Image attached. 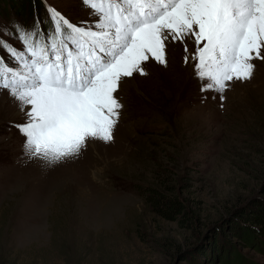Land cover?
<instances>
[{
    "label": "rangeland",
    "instance_id": "obj_1",
    "mask_svg": "<svg viewBox=\"0 0 264 264\" xmlns=\"http://www.w3.org/2000/svg\"><path fill=\"white\" fill-rule=\"evenodd\" d=\"M32 5L47 29L44 8L78 26L97 19L81 0H0V37L17 49L5 32ZM0 58L16 66L3 48ZM194 62L177 80L157 84L154 63L133 74L135 87L122 78L113 140L90 139L54 164L26 151L17 125L27 109L0 89V264H264V225L234 217L264 212V60L253 61L251 79L231 81L223 100L201 90ZM141 186L176 197L186 221L153 209Z\"/></svg>",
    "mask_w": 264,
    "mask_h": 264
},
{
    "label": "snow or ice",
    "instance_id": "obj_2",
    "mask_svg": "<svg viewBox=\"0 0 264 264\" xmlns=\"http://www.w3.org/2000/svg\"><path fill=\"white\" fill-rule=\"evenodd\" d=\"M97 19L71 23L49 7L52 28L6 31L23 45L0 37V89L21 104L27 121L17 125L26 151L49 164L77 157L88 140H113L122 103L119 83L147 75L150 58L166 64V42L185 44L184 61H195L202 91L223 93L233 80L251 79L264 60V0H83ZM196 49L189 55L186 38ZM30 106V107H29Z\"/></svg>",
    "mask_w": 264,
    "mask_h": 264
},
{
    "label": "trees",
    "instance_id": "obj_3",
    "mask_svg": "<svg viewBox=\"0 0 264 264\" xmlns=\"http://www.w3.org/2000/svg\"><path fill=\"white\" fill-rule=\"evenodd\" d=\"M37 3V2H36ZM39 4V3H37ZM32 13H34V6L32 5ZM23 15V13L20 15V17ZM27 17H30L31 15L29 13L26 14ZM149 191V193H146ZM140 195L147 194L146 198L151 205V207L158 212L162 214H166L169 217H177L180 222L186 221L187 218V212L183 206V204L174 196H166L161 193H159L156 189L149 188L148 186H141L140 187ZM237 221L239 220L238 217L242 218L240 219V224H247L246 222H250L253 224H259L260 226L264 225V212L260 209L253 210L252 214L250 216H247L241 212L234 214ZM235 220V219H234ZM243 221V222H242ZM239 223H235V227H238ZM260 234V231H258ZM237 258L239 259V256L236 254ZM216 257L218 261L225 260L227 257V251L224 250V248H219L216 251ZM243 264V263H242ZM251 264V263H247Z\"/></svg>",
    "mask_w": 264,
    "mask_h": 264
},
{
    "label": "bare ground",
    "instance_id": "obj_4",
    "mask_svg": "<svg viewBox=\"0 0 264 264\" xmlns=\"http://www.w3.org/2000/svg\"><path fill=\"white\" fill-rule=\"evenodd\" d=\"M191 39H192V37L186 38L187 46H188V42L191 41ZM190 43L194 44L193 41ZM184 47H185V44L181 41L166 42V61H167L166 64L157 65L155 63L156 61L154 59H151V58L147 62L144 63L143 67L145 68L146 72H148V69H150L149 66H151V63H154L152 71L150 70V73H148V75L154 76V78L157 79V84L161 82L159 79L162 75H164L166 77L167 76L176 77L175 79L177 80V78H179V77L181 78V76H179V75L185 74L187 63H185V61H184V55H185ZM188 48H189V46H188ZM190 50L191 49H189V55H190ZM124 79H125V83H126L125 86H129V84H132L135 87V85H137V82H135V80L132 77H124ZM140 80H142V79H140ZM171 80H169V81H171ZM129 81H130V83H129ZM173 82H174V80H173ZM142 84H144V85H142ZM149 85L150 86H147V87H148V89H151L149 87H152V86H151V84H149ZM140 86L143 87L146 85L144 82H142ZM163 86H164V84H163ZM166 86H168V85H166Z\"/></svg>",
    "mask_w": 264,
    "mask_h": 264
}]
</instances>
